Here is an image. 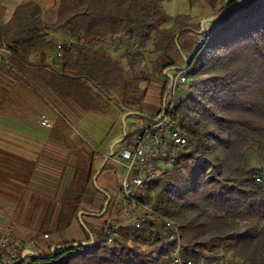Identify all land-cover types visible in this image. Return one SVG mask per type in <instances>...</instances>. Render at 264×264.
<instances>
[{"label": "trees", "instance_id": "16d2710c", "mask_svg": "<svg viewBox=\"0 0 264 264\" xmlns=\"http://www.w3.org/2000/svg\"><path fill=\"white\" fill-rule=\"evenodd\" d=\"M164 1L170 0H51L45 10L33 0L20 2L0 18V107L18 85L52 102L62 116L52 132L64 143L68 124L61 111L78 116L113 102L142 116L148 94L142 83L159 77L167 83L166 71L173 78L185 71L177 116L190 141L149 182L143 201L180 229L184 258L219 264L229 254L227 264H264V186L254 178L264 175V166L246 164L252 150L264 165V0H206L214 11L207 18L214 19L204 30L188 13L164 19ZM63 31L75 43L51 59ZM79 142L69 143L77 148ZM91 160L79 155L70 175L51 195L38 196L29 214L38 237L78 222L84 238L50 241L30 264H168L163 256L173 255L176 242L161 222L124 225L109 242L101 222L88 221L103 219L110 193L99 212L80 222L79 213L90 212L84 202L105 191L94 183ZM13 169L18 177L20 169ZM34 174L26 170L23 177Z\"/></svg>", "mask_w": 264, "mask_h": 264}, {"label": "rangeland", "instance_id": "374dc122", "mask_svg": "<svg viewBox=\"0 0 264 264\" xmlns=\"http://www.w3.org/2000/svg\"><path fill=\"white\" fill-rule=\"evenodd\" d=\"M26 0H0V18L7 19L13 8L20 2ZM40 3L45 10L52 4L51 0H33ZM220 4L217 5V7ZM162 17L173 18L178 14H191L194 22L201 25L204 30L208 28L207 18L212 15L209 3L201 0L192 4L190 0H170L163 2ZM166 21L164 25H169ZM170 75L175 72L166 71ZM167 85L170 89L169 81L165 83L163 77L157 78L150 83H142V87L148 88L144 114L138 116L131 111L125 112L110 102L104 111H92L74 115L65 110L61 114L65 116L68 126L62 128L68 142H58L52 129L56 127L62 117L52 102L43 100L35 93L26 90L22 86L12 88L11 95L6 98L0 107V160L10 164L5 166L0 164V171H4L6 178L0 179V230L10 228L14 232V238L23 244L28 245L35 253L47 252L49 242L68 241L81 239L83 233L77 224L67 228L65 231H57L50 235L48 240H44L36 233V225L32 224L30 210L33 201L47 190L56 188L55 185L61 178L70 175L72 166L79 160V155L92 159L94 163V174L97 175L96 184L98 188H103L108 194L119 186V180L124 170L116 165L112 158L107 163V169L100 172L101 166L105 163L107 155L114 151L113 156L117 159V154L124 146L120 141L126 134H131L137 126L143 125L149 115L157 114L162 103V92ZM4 95L0 91V101ZM47 119L49 127L42 125V120ZM73 139L79 140V147L75 148L70 144ZM78 155V157H77ZM246 164L248 166H264L257 157L255 151L250 150ZM19 168L15 176L13 168ZM113 167V168H111ZM26 170H33L34 176L25 179L23 176ZM60 178V179H59ZM21 182L27 185H21ZM45 184L44 189L41 184ZM108 190V191H107ZM103 194L99 192L95 196V201L84 202L90 209L89 213L99 212L103 206ZM32 199V200H31ZM98 219L89 218L90 223L103 222ZM37 247V248H36ZM33 255L26 254L22 264H30ZM229 254L221 255L219 264H227L230 260ZM206 263V261H204Z\"/></svg>", "mask_w": 264, "mask_h": 264}, {"label": "built area", "instance_id": "2783aa9c", "mask_svg": "<svg viewBox=\"0 0 264 264\" xmlns=\"http://www.w3.org/2000/svg\"><path fill=\"white\" fill-rule=\"evenodd\" d=\"M62 39L50 57L61 59L63 57L64 45L70 46L75 43L67 31L61 33ZM185 71L173 78L170 89L162 97L160 110L153 117L149 118L143 125L137 126L130 138L121 140L124 146L117 154V159H112L116 165L122 167L123 173L119 180L118 191L115 196H110L109 209L106 211L104 220L101 223L104 234L108 241L113 242L112 231L124 225H132L136 228L149 219H155L165 225L169 231V239L176 242L173 255L166 254L164 259L168 264H206L204 261H194L191 258H184L182 251L181 231L164 212L143 201V193L149 182L156 179L162 169L175 161V149L178 146L187 145L190 141L179 125L177 107L182 97L181 93L186 86ZM42 125L49 127L47 119L42 120ZM114 154V151H113ZM256 181L264 186V175L256 173ZM49 239V235L42 236ZM32 245L34 243H31ZM31 244H23L15 240L14 232L10 228L0 230V264H20V257ZM29 245V246H28ZM35 245V244H34ZM39 246V244L35 245Z\"/></svg>", "mask_w": 264, "mask_h": 264}, {"label": "water", "instance_id": "95a60500", "mask_svg": "<svg viewBox=\"0 0 264 264\" xmlns=\"http://www.w3.org/2000/svg\"><path fill=\"white\" fill-rule=\"evenodd\" d=\"M168 77H169L170 81L172 82V81H173V76L170 75V74H168ZM125 135H126V133H125ZM125 135L123 136V138L125 137ZM123 138H121V140H122ZM121 140H120V141H117V142L120 143ZM112 157H113V151L111 150V152L109 153V155H107V159H106L105 163L108 162V160H109L110 158H112ZM105 163H104V164H105ZM104 164H103V165H104ZM103 165L101 166V168L103 167ZM96 181H97V175L94 177V183H95V184H96ZM107 199H108V201H107L106 204H105L106 206H108V204H109L110 196H109ZM83 214H88V215H90V213L85 212V211H81V212L79 213V219H80V222H81L82 224H84L83 221H82V216H83ZM92 240H93V239H92ZM82 243H83V242H82ZM82 243H74L73 245H81ZM91 243H92V241H91ZM57 247H59V246L54 245V247L52 248V253H51V255L47 256L46 258H52L53 255H54V251H55V249H56ZM26 254H31V255H33V256H38V254L35 253V252H33L31 249H26V250L22 253L21 257H20V261H21V262L25 260L24 258H25V256H26Z\"/></svg>", "mask_w": 264, "mask_h": 264}, {"label": "crops", "instance_id": "0c3cea01", "mask_svg": "<svg viewBox=\"0 0 264 264\" xmlns=\"http://www.w3.org/2000/svg\"><path fill=\"white\" fill-rule=\"evenodd\" d=\"M155 115V114H154ZM148 120V119H147ZM145 123V122H144ZM21 185L23 186V185H27V184H24V182H21ZM45 186V184H41V187L42 188H44V189H48V188H46V187H44ZM108 191V190H107ZM117 191H118V186H117V188H115V190L113 191V192H110V191H108L109 193H110V196L112 195V196H115L116 195V193H117ZM104 192H106V191H102V194H104ZM45 194H49V195H51L52 194V191L51 190H47V192H45ZM104 196V195H103ZM88 220H89V218H88ZM75 223L77 224V226H78V228H80V226H79V223L78 222H74L70 227H73L74 225H75ZM102 223V222H101ZM81 231H82V233H83V235H82V237H81V239H77V241H79V240H82V238H84V231H83V229H81ZM45 240V239H44ZM46 240H48V239H46ZM73 240H76V239H73Z\"/></svg>", "mask_w": 264, "mask_h": 264}]
</instances>
